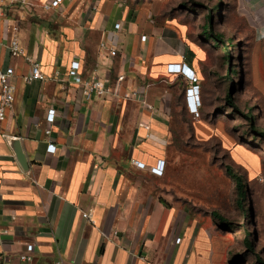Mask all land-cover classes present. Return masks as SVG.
Listing matches in <instances>:
<instances>
[{
    "label": "crops",
    "instance_id": "0c3cea01",
    "mask_svg": "<svg viewBox=\"0 0 264 264\" xmlns=\"http://www.w3.org/2000/svg\"><path fill=\"white\" fill-rule=\"evenodd\" d=\"M38 12L46 14L45 30L21 24L19 32L50 77L33 85L25 82L29 62L9 58L3 37L16 16L0 20V62L15 69L17 86L13 108L0 120V264H225L216 238L162 195L164 175L152 173L159 161L169 169L174 98L183 85L186 99L191 87L167 67L187 64L204 78L205 51L185 25L157 23L123 3L65 0L58 10ZM60 23L61 37H52L48 27ZM85 29L90 37L81 35ZM103 42L117 50L115 57ZM75 59L81 83L107 79L114 93L87 103L80 86L62 85ZM13 138L21 140L27 170L8 143ZM88 212L94 224L83 217ZM28 245L36 253L22 262Z\"/></svg>",
    "mask_w": 264,
    "mask_h": 264
},
{
    "label": "rangeland",
    "instance_id": "374dc122",
    "mask_svg": "<svg viewBox=\"0 0 264 264\" xmlns=\"http://www.w3.org/2000/svg\"><path fill=\"white\" fill-rule=\"evenodd\" d=\"M109 1L146 12L157 23L176 20L205 51L199 116L190 114L183 85L174 98L162 195L211 232L225 264H264V0ZM39 14H30L23 28L45 30L46 14ZM209 20V34L223 37L219 44L206 38ZM61 26L48 27L52 37H61L55 30ZM69 27L79 28L75 22ZM81 35L90 37V31ZM228 168L243 177V204Z\"/></svg>",
    "mask_w": 264,
    "mask_h": 264
},
{
    "label": "built area",
    "instance_id": "2783aa9c",
    "mask_svg": "<svg viewBox=\"0 0 264 264\" xmlns=\"http://www.w3.org/2000/svg\"><path fill=\"white\" fill-rule=\"evenodd\" d=\"M65 0H0V20L7 21V13H14L16 16L14 24L11 29L5 33L3 37H7V52L11 59H26L30 64V73L25 76V82L27 85H33L35 83L46 82L50 80V77L44 72L42 62L37 58L30 56L27 49L21 45L19 38V32L21 24L27 21L30 14L37 12L39 9L43 11L58 10ZM120 24L115 25V29L119 30ZM147 36L142 37V41H146ZM101 48L108 51L111 57L117 55V50L103 42ZM82 70V63L80 60L75 59L71 62L69 69L62 75L59 80L62 85L66 86H80L82 90L83 100L90 103L95 98H105L108 95H112L113 89L110 85V81L107 79H92L85 82H80V75ZM169 73L182 74L190 83L191 87L187 89L186 101L189 108V112L194 116H199V110L201 108L200 86L199 77L187 64H169L167 67ZM15 69L13 67H3L0 62V120H4L6 113L9 109L13 108L15 97L17 93V86L15 84ZM58 76V75H57ZM125 79V76L118 77L117 82L121 83ZM117 91V89H116ZM117 93V92H116ZM139 95L134 94V98H139ZM145 109H150L151 105L144 103ZM47 123L51 126L56 121L55 110H50L46 117ZM141 127H147L146 122L140 123ZM46 130L48 135L51 134L52 129ZM56 146L49 144L48 152L55 153ZM135 165L139 168H144V164L136 161ZM152 173L157 176H163L165 173V161H159L157 166L152 168ZM83 217L89 222L94 224V216L91 213L83 214ZM177 243H181V238L177 239ZM36 253V247L34 245H28L26 253L20 257L22 262H31Z\"/></svg>",
    "mask_w": 264,
    "mask_h": 264
},
{
    "label": "trees",
    "instance_id": "16d2710c",
    "mask_svg": "<svg viewBox=\"0 0 264 264\" xmlns=\"http://www.w3.org/2000/svg\"><path fill=\"white\" fill-rule=\"evenodd\" d=\"M215 10H221V5H217L215 7ZM211 29V23H210V20H209V24L207 25L206 29H205V33L207 34L206 38H211L209 39L211 42H213L214 44H219L222 40H223V37L222 36H217V35H210L209 34V30ZM211 36V37H209ZM224 48H227V46L224 44L223 45ZM230 72L231 74V69H228V73ZM233 72V71H232ZM228 100L229 102H232V96L231 94L228 95ZM263 138H264V133H262L261 135ZM227 172L228 174L230 175L231 178H233L236 183H237V186H238V189H239V203L243 204V201L245 200L246 198V195H247V191H246V188H245V185H244V181H243V177L237 173L234 172V170L232 168H228L227 169ZM248 238V236H247ZM246 238V244L248 246V248L252 249L253 250V245L251 242H249ZM237 260L233 261V263H236Z\"/></svg>",
    "mask_w": 264,
    "mask_h": 264
},
{
    "label": "water",
    "instance_id": "95a60500",
    "mask_svg": "<svg viewBox=\"0 0 264 264\" xmlns=\"http://www.w3.org/2000/svg\"><path fill=\"white\" fill-rule=\"evenodd\" d=\"M8 143H9L11 149L13 150L20 166L24 170H27L28 164H27L26 155H25L23 147H22L21 140L17 139V138H13V139H10L8 141Z\"/></svg>",
    "mask_w": 264,
    "mask_h": 264
}]
</instances>
